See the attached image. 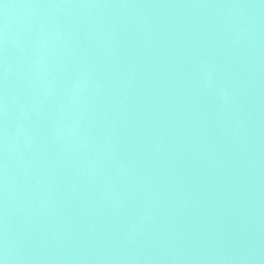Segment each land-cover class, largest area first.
<instances>
[{
  "label": "water",
  "instance_id": "95a60500",
  "mask_svg": "<svg viewBox=\"0 0 264 264\" xmlns=\"http://www.w3.org/2000/svg\"><path fill=\"white\" fill-rule=\"evenodd\" d=\"M2 264H264V0H0Z\"/></svg>",
  "mask_w": 264,
  "mask_h": 264
},
{
  "label": "snow or ice",
  "instance_id": "6c2138e0",
  "mask_svg": "<svg viewBox=\"0 0 264 264\" xmlns=\"http://www.w3.org/2000/svg\"><path fill=\"white\" fill-rule=\"evenodd\" d=\"M0 264H2V261H0Z\"/></svg>",
  "mask_w": 264,
  "mask_h": 264
}]
</instances>
